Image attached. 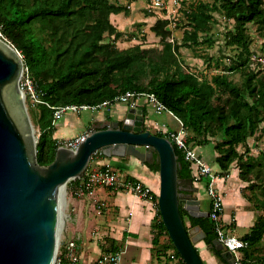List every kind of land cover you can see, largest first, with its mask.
<instances>
[{
	"label": "trees",
	"instance_id": "1",
	"mask_svg": "<svg viewBox=\"0 0 264 264\" xmlns=\"http://www.w3.org/2000/svg\"><path fill=\"white\" fill-rule=\"evenodd\" d=\"M217 4L226 16L235 20L228 44L243 48L226 72L209 79L188 72L179 52L182 46L199 43L200 33L210 30L212 12L219 10ZM123 12L128 15L130 9L118 0H0L1 31L23 56L41 101L28 106L40 132L38 163L49 165L55 159L59 145L54 137L58 107L97 105L132 90L154 93L183 122L188 133H193V136L189 134V141L196 147L209 144L210 136L219 133L221 141L214 146L218 168L221 173H228L232 163L237 162L240 177L246 179V173L254 170L259 157H264V154L244 157L238 151V145L246 142L264 122V72L249 66L251 52L244 30L253 21L264 25V0L201 1L186 11L190 28L184 31L180 44L168 39L169 22L161 18L153 28L161 37V48L141 44L119 48L115 41L124 32L112 23L111 15ZM107 36H113L114 41L108 42ZM232 71L242 72L240 84L229 79L227 74ZM224 95H228L227 101L223 100ZM143 110L147 112L146 108ZM143 129L147 130L145 124ZM155 134L169 137L168 133ZM174 147L179 163L178 177L186 187L194 179L191 164L182 150L175 144ZM99 155L104 156L102 152ZM145 163L152 171L159 172L157 153L151 162ZM151 194L156 202L158 194ZM261 206L263 213L243 238L248 245L259 243L264 236V202ZM181 215L185 226L188 217L192 226L204 231L205 242L222 259L223 250L214 244L215 222L210 217H193L182 206ZM153 228L155 254L167 260L170 251H174L180 257V264H186L170 237L168 241L162 240L169 234L159 208Z\"/></svg>",
	"mask_w": 264,
	"mask_h": 264
},
{
	"label": "water",
	"instance_id": "2",
	"mask_svg": "<svg viewBox=\"0 0 264 264\" xmlns=\"http://www.w3.org/2000/svg\"><path fill=\"white\" fill-rule=\"evenodd\" d=\"M25 63L20 51L0 37V264H54L63 220L61 194L72 179L82 177L92 155H131L159 162L158 208L175 248L186 264H205L181 215V206L193 217L200 201L184 193L178 177V157L166 136L144 130L145 114L131 107L125 117L89 129L76 150L58 147L49 165L37 161L35 127L20 80ZM36 139V140H35ZM199 228V227H197ZM214 244L223 250V243ZM229 262L230 251L222 252Z\"/></svg>",
	"mask_w": 264,
	"mask_h": 264
},
{
	"label": "crops",
	"instance_id": "3",
	"mask_svg": "<svg viewBox=\"0 0 264 264\" xmlns=\"http://www.w3.org/2000/svg\"><path fill=\"white\" fill-rule=\"evenodd\" d=\"M143 5H145V0H133L129 7H132V12L136 13V16H139L140 7ZM121 14H112L111 21L120 31L124 32L120 23L123 18ZM135 15H129L128 18L133 19ZM117 43L120 48L124 49L126 42L119 40ZM121 105L119 107H123L122 110L131 108L129 105H127L128 108ZM137 108H146L147 112H144L145 126L148 130L165 133L178 129L174 125L170 126V123L163 119L164 113H156L153 106L146 100L142 99ZM150 108L159 116L158 120L150 116ZM119 110L120 108H117L112 113L105 114V119H94L92 125L88 116H85L84 120H80L73 112H66L56 118L54 122V137L57 140L72 138L84 133L86 129L89 131V129L102 127L108 122L109 117L120 119L122 115H119ZM170 116L175 124H179L175 117ZM203 148V146H198L196 150L209 165L216 163L215 150L212 155L209 154L206 157ZM95 164L102 168L111 167L126 178H135L152 192L156 194L159 192V174L152 171L144 161L135 156L97 155ZM217 169L215 171H218ZM238 173L233 169V176H228V178L221 176L217 185L223 202L222 221L233 235L243 239L263 212L261 204L259 207L255 206L253 200L242 192L243 184L237 179ZM205 187L204 183L192 182L186 186L188 189L185 192L200 201L201 212L209 213L210 201L207 203V209L202 208V190ZM87 199V202L85 200L79 203L72 198L74 208L71 219L62 228L65 241L70 239L77 241L78 252L85 264L97 260L104 253L116 250L122 251L121 264H167L164 256H157L153 251L155 234L153 220L157 214V207L153 200L130 190L104 187L95 190L94 194ZM185 221L190 237L205 264H234V258L230 260L232 262H229L223 257L222 259L217 257L205 242L204 231L199 226H192L188 217L185 218ZM225 250L224 248L223 251ZM241 253L245 264H264V236L259 243L244 247Z\"/></svg>",
	"mask_w": 264,
	"mask_h": 264
},
{
	"label": "rangeland",
	"instance_id": "4",
	"mask_svg": "<svg viewBox=\"0 0 264 264\" xmlns=\"http://www.w3.org/2000/svg\"><path fill=\"white\" fill-rule=\"evenodd\" d=\"M132 1L133 0H118L120 4H123L124 6L130 9V13L128 15L124 12L121 14L123 18H121L122 22L120 23L125 31L123 37H121L119 40H121L122 42H126L124 44V49H128L136 44H141L145 47L161 48V37L157 36L153 31V28L156 26L158 20L161 18H165L169 22L166 27L170 32L168 39L171 41L174 40L175 43H182L184 31L190 28L186 11H190L191 9L195 8L201 1L213 3V0H170V3H167L164 8H153L150 6L152 0H145V5L140 7L139 16H136V13L132 12V7H129ZM217 6L219 10H215L212 12L213 18L211 23L209 24L210 30L205 33H200V37L198 38L199 43L191 46H182L179 52L180 60L182 61V64L188 72H192L200 77H206L209 79L215 74L224 73V71L229 66H231L236 56L243 48L240 45L228 44L229 35L233 32V28L235 26V20L226 16L222 8L219 7V4H217ZM129 15H135V17L133 19H129ZM150 16L152 17L148 18ZM244 33L251 52V57H249L250 68L255 71L264 72V25L259 22H250L245 26ZM113 39V36H107L108 42L114 41ZM119 40L115 41V44L118 47L119 45L117 42ZM207 57L211 59L208 61ZM26 67L27 66H25V71ZM27 75L32 80L29 75V72ZM227 75L230 80L239 84L243 79L241 71L228 72ZM25 82L26 78L22 77L20 80V85L25 93L27 107L29 105L35 106L38 104L37 100H39V97L37 94L36 97L33 96L32 92L30 91L29 87ZM227 96L228 95H224V97H222L224 98L223 100H226ZM120 105V103H114L113 105H107L96 110H83L78 113H73L75 114V116H78L80 120H84L88 116L92 125L94 124V119H105V114H109V112L112 113L114 110H117V108H120L119 115H122L120 118L125 117L129 109L127 107L128 104L123 103L121 105L124 106V108L127 107L128 109L126 110H122L123 107H119ZM150 109V116L158 120L159 116L154 113L155 111L152 108ZM64 113L66 112H63L58 117H60ZM163 116V119L165 121H168L170 123V126L174 125L175 127H179V124H175L172 117L167 112H164ZM34 127L35 136L36 138H38L40 134L39 129L35 125ZM86 130L85 132H88V130ZM150 131L153 133H157V131L155 130ZM188 134H190V136H193V133L191 131H189ZM209 139L210 143L203 146L204 156L206 157L209 154H213L214 146L217 142L221 141V135L217 133L215 135L210 136ZM238 151L241 152L244 157H259L260 154H264V122L260 125L259 129L253 135L248 137L246 142L238 145ZM99 152L101 151H98L96 154L94 153L92 155V157H94L91 158L89 162V168L92 169L97 167V165L95 164V157L99 155ZM259 158L261 159L257 161L254 170L246 173V179H242L239 173L237 178L238 181L240 180L243 184L242 192L249 199H252L253 204L255 206L257 205V207H259V204L264 202V157L260 156ZM210 165L212 166L213 170H216L218 168L217 163H211ZM233 169L240 172L237 162L232 163L228 173H221V170L219 168L217 169V173L220 177L224 176L225 178H228V176H233ZM80 178L72 179L68 182L66 186V195L63 200L64 202L62 206V228H64L67 225L68 221L71 219V214L74 208L72 206V198L76 199L79 203L85 200L87 202V198H89L87 194L78 196L74 192L73 186L75 185V182L78 181ZM230 179L232 180L233 178ZM157 200L154 203L158 208ZM208 201L209 195L205 187V189L202 190L203 209H207ZM97 208L100 209L99 206H97ZM168 237L169 236H164L162 240L168 241ZM60 241V244L65 241L64 231H61ZM167 260L171 262V259L168 256Z\"/></svg>",
	"mask_w": 264,
	"mask_h": 264
},
{
	"label": "built area",
	"instance_id": "5",
	"mask_svg": "<svg viewBox=\"0 0 264 264\" xmlns=\"http://www.w3.org/2000/svg\"><path fill=\"white\" fill-rule=\"evenodd\" d=\"M167 3H170V0H152L150 6L153 8H164ZM0 37L5 38L1 31V27ZM27 74L28 68L26 67L25 71L24 67L22 77L26 78L25 83L29 87L33 96L36 97L34 84ZM142 99L146 100L148 104L152 105L156 113L161 114L167 112L175 117L178 121V129L167 132L169 135L168 138L173 144L182 150L185 159L191 164V169L194 176L193 182L196 184L204 183L206 186L210 201L209 217L215 222L217 239L223 243L226 250L232 253L234 264H244L241 250L248 245L247 241L233 235L222 221L223 202L221 193L219 192V187L217 185L218 180L221 179L219 174L217 171L212 169V166L209 165L204 157L196 150V146H194L193 143L189 141V134L183 122L171 110H169L154 93L129 90L114 100L105 101L97 105L71 104L67 106H61L57 108L55 118H58V116L63 112L78 113L83 110H96L114 103H124L128 104L130 107L137 108L139 106V102ZM37 101L41 102L40 100ZM88 133L89 131L72 138L59 140L58 147H67L72 150H76L78 146L86 139ZM76 182L77 183H75L73 189L75 194L78 196L86 194L91 196L94 194L95 190L104 187L130 190L140 194L143 197L153 200L151 194L152 191L149 188L145 187L138 180L133 181L124 177L111 167H95L92 169L88 167L85 174ZM78 247V243L74 239L62 242L59 245L54 264H85L78 252ZM169 255L172 264H180V257H178L174 251H170ZM121 262L122 251L116 250L104 253L97 260L87 264H121Z\"/></svg>",
	"mask_w": 264,
	"mask_h": 264
},
{
	"label": "bare ground",
	"instance_id": "6",
	"mask_svg": "<svg viewBox=\"0 0 264 264\" xmlns=\"http://www.w3.org/2000/svg\"><path fill=\"white\" fill-rule=\"evenodd\" d=\"M65 195H66V191H63L62 194H61V204H62V206H63V202H64L63 200L65 198Z\"/></svg>",
	"mask_w": 264,
	"mask_h": 264
}]
</instances>
